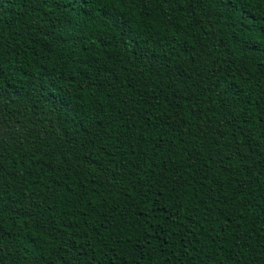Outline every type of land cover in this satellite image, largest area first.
Here are the masks:
<instances>
[{"label":"trees","instance_id":"trees-1","mask_svg":"<svg viewBox=\"0 0 264 264\" xmlns=\"http://www.w3.org/2000/svg\"><path fill=\"white\" fill-rule=\"evenodd\" d=\"M0 264H264V0H0Z\"/></svg>","mask_w":264,"mask_h":264},{"label":"snow or ice","instance_id":"snow-or-ice-1","mask_svg":"<svg viewBox=\"0 0 264 264\" xmlns=\"http://www.w3.org/2000/svg\"><path fill=\"white\" fill-rule=\"evenodd\" d=\"M85 2H87V0H85ZM101 7H103V5H101Z\"/></svg>","mask_w":264,"mask_h":264}]
</instances>
